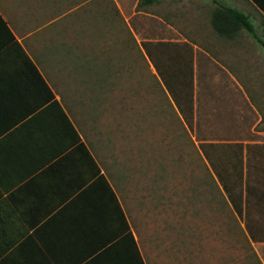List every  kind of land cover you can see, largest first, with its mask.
Masks as SVG:
<instances>
[{
	"label": "crops",
	"instance_id": "obj_1",
	"mask_svg": "<svg viewBox=\"0 0 264 264\" xmlns=\"http://www.w3.org/2000/svg\"><path fill=\"white\" fill-rule=\"evenodd\" d=\"M88 1L0 0V264H264L262 140L244 141L258 147L243 149L240 191L192 189L190 220L179 201L156 220L125 207L66 104L104 84L88 49ZM184 1L209 20L211 0ZM218 1L264 31V0Z\"/></svg>",
	"mask_w": 264,
	"mask_h": 264
},
{
	"label": "rangeland",
	"instance_id": "obj_2",
	"mask_svg": "<svg viewBox=\"0 0 264 264\" xmlns=\"http://www.w3.org/2000/svg\"><path fill=\"white\" fill-rule=\"evenodd\" d=\"M101 1H88V49H97L104 84L66 104L127 209L157 219L179 201L190 220L192 189L240 191L243 149L258 147L244 141H264V46L217 34L184 0ZM256 33L264 40L258 23Z\"/></svg>",
	"mask_w": 264,
	"mask_h": 264
},
{
	"label": "trees",
	"instance_id": "obj_3",
	"mask_svg": "<svg viewBox=\"0 0 264 264\" xmlns=\"http://www.w3.org/2000/svg\"><path fill=\"white\" fill-rule=\"evenodd\" d=\"M152 0H141L151 2ZM213 5L210 9L209 22L213 30L224 37L232 38L239 29H243L251 38L264 46V40L257 35L248 17L242 10L226 5L218 0H211Z\"/></svg>",
	"mask_w": 264,
	"mask_h": 264
}]
</instances>
